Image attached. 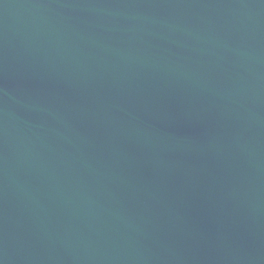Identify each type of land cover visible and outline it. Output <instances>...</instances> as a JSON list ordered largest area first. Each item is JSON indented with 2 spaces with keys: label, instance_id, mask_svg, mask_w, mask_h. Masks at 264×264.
<instances>
[{
  "label": "water",
  "instance_id": "water-1",
  "mask_svg": "<svg viewBox=\"0 0 264 264\" xmlns=\"http://www.w3.org/2000/svg\"><path fill=\"white\" fill-rule=\"evenodd\" d=\"M0 264H264V0H0Z\"/></svg>",
  "mask_w": 264,
  "mask_h": 264
}]
</instances>
